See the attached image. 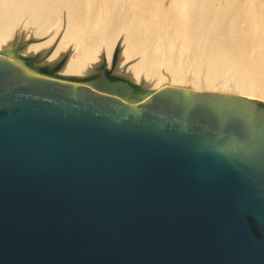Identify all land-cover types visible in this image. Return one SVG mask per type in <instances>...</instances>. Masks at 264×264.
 Segmentation results:
<instances>
[{
	"label": "water",
	"instance_id": "95a60500",
	"mask_svg": "<svg viewBox=\"0 0 264 264\" xmlns=\"http://www.w3.org/2000/svg\"><path fill=\"white\" fill-rule=\"evenodd\" d=\"M17 51L0 54V264H264V106L141 92L104 64L63 84Z\"/></svg>",
	"mask_w": 264,
	"mask_h": 264
},
{
	"label": "rangeland",
	"instance_id": "374dc122",
	"mask_svg": "<svg viewBox=\"0 0 264 264\" xmlns=\"http://www.w3.org/2000/svg\"><path fill=\"white\" fill-rule=\"evenodd\" d=\"M148 1L147 2L144 1V3L141 4L142 0H46L45 3H47V2H49V3L41 4L40 8H38V11L40 13L36 9H34V12H33L34 14L33 13L31 14L29 12L30 13L29 16H26V15H28V14H26V11H28V9L26 7H24L21 11L25 12L24 14H26L25 17L27 19L25 21L24 20H22V21H24L25 24L28 23L27 25L32 27L31 28V27H28L27 25H25V26L28 27V28L25 27V29L26 30L30 29L29 31L27 30V32H30L31 30L33 32H35L33 35L36 36L37 38H35L32 35H27L26 38H22V39H19V40L15 41V43H17V44L15 45L14 49H18L17 54L15 56L21 58L23 61L33 59V61H36L40 65L39 61L42 60L43 56L44 57H46V56L49 57L50 52H53L54 49H56L55 45L58 46L59 44L60 45L64 44L63 47L65 46L66 50L64 52L62 50V53H61L62 57L60 59H58V57H55L52 60H48L49 61L48 63H50V64L58 63V65H56V69L58 70L60 68V64L63 65V63L66 60V57L68 56L69 47L72 44H74L73 42L78 40L77 42H75V44H74L75 46L73 45V48H76V46L79 47L81 45L80 46L81 50H80V48H77V49L80 50L79 52H82L83 50H85L87 48L90 49L89 47H91V50H92V53H93V63L95 61H96V63H99V67H100L99 70L101 69L102 65L104 64L105 72L108 73V75H115V73H113V72L116 71V69H119V67H117L118 61H120V62L124 61V63H121V67L122 68L127 67V66L128 67H138V66L141 67V64L142 65L144 64V65H147V66L150 67L153 64V66L150 67L151 69H155V70L159 69L160 71L162 69H164L163 70L164 74L166 73L167 69H168V71H170L171 68L176 67L178 64L179 65L181 64L180 66H177V68L179 69V72H181L180 71L181 68L182 69L185 68V70H183V72L186 71V69H187V71L185 72L186 75H189L191 72H193V75H195V73L197 74L199 72V66H197L200 63V62H198L199 59H200L199 55L201 57H203L204 54L206 56H204V58H202V59L207 62V63L205 62L206 63L205 65L206 66H210V67L213 65V67L215 66V68L218 69L219 66L218 67H216V66L219 63H221V61L218 64L212 63V65H211V57L210 56H211V51H213L214 48L212 46H210V48L212 47L211 49L206 47L203 44V41L201 42V40H200V39H202V37L200 39H198L197 41L193 40V39L191 40V36H187V33H188L187 31L185 32L186 34H184V35L182 33H180V32H179V35H177L178 34V33H176L177 31H175V32L174 31H170L169 30L170 28H168L169 25H170L169 27H172L174 22H176L178 20L180 22L182 21V23H184V24L187 22L185 20H188L189 16H188V14L185 13L186 12L185 6H184L185 0H148ZM182 1H184V2L181 3ZM225 1L224 0H212V8L215 7L212 10L215 9V12H216L215 19L221 22V23H219V27H217L218 29L217 28L214 29L215 31L214 30H210L212 33H214L213 36L215 37V39L216 38L218 39V40H216V45H217L218 41L222 42V41H226V39H227V42L230 43L228 41L230 36H232V37L236 36V37H234V39L236 41L240 42V39H241L242 41L244 40L246 42V44L249 43L248 41H251V38H253L254 40L252 39L251 43H253V42L255 43V44L253 43L254 46H252V48L253 47L254 48L252 49L251 46H249V50L250 49L253 50V52H254V53L252 52L253 55H257L258 54V56H254L253 58H256V60H258L259 64L261 65V63H264V59H262L264 57V42L262 41L263 43L262 42L261 43L263 45H260L261 44L260 41L262 39L264 40V37H263L264 36V32H263V28H264V26H263L264 25V20H263L264 19V0H229V1L225 0ZM50 3H51V5H50ZM1 4H3V2L1 3V1H0V5ZM63 7L66 8V9L64 10ZM80 7L83 8L81 10H83L82 12L85 11L84 13H86V15L87 14H91L90 12H92V14H94V16H95L96 13H98L97 17H99V18L103 16L104 12L108 13L109 10H110V12H113L112 14L115 13L114 15H117L119 13V14H123V16H125L127 13H129L128 15L125 16L126 17L125 18L126 19L125 23L129 24V25L127 26V25L122 24L121 26L116 27V26H113L112 24L110 25V23L104 24L103 20H102V23H100L101 25L98 24L99 26H96V23L93 24L91 21H84L83 22V20H81L79 18V16H78V15H80V13H79L77 8H80ZM126 8H129V9H126ZM181 8H183V9H181ZM106 9L107 10L109 9V10L106 11ZM40 10H42V11H40ZM43 10H45V12ZM68 10H69V12H68ZM81 10H80V12H81ZM128 10H130L131 12L135 13V14L132 13V15L134 14V17H135V15L137 13L136 17H139V19L138 18L136 19V17H135V19H133V20H136V24L138 25L137 28H134L133 20H132V18H130L131 12H128ZM171 10L176 11L177 19L174 20V21L171 20V18H170L171 16H169V14H167ZM181 10L183 12H181ZM29 11H31V10H29ZM63 11L65 12L64 14L61 13ZM241 11L245 12V13H242ZM101 12H103L102 15H101ZM138 13H139V15H138ZM43 14H44V16H43ZM106 14L103 17H105ZM64 15H66V16H64ZM140 16L143 19L145 18L144 20L146 22H144L143 19H140ZM239 16H240V18H239ZM28 17H30V19H28ZM67 17L69 18V20H68ZM75 17H77V18H75ZM182 17H184V18H182ZM99 18H97V20H100ZM40 19L42 20V22H41ZM58 19H59V21H58ZM215 19L211 20L209 22V24H211L210 26H212L213 23L216 24L217 21ZM73 20H75V21H73ZM64 21H65V23H64ZM158 21H160V22H158ZM32 22H35V23H33V26L38 27V28L33 27L32 26ZM140 22H142L143 24L140 23ZM169 22L170 23L173 22V23L170 24ZM180 22H178V23L180 24ZM233 22H235V23H233ZM238 22H239V27H240L239 29H241L242 32H244V33L242 34V32H240V33H236V34L232 35L230 31H233V29H236V23H238ZM134 23H135V21H134ZM145 23H147V24L145 25ZM257 24H259L258 27H257ZM105 25L108 26V27H106ZM56 26H57V28H56ZM179 26L182 27L181 25H179ZM212 27L214 28V26H212ZM125 28H127V29H125ZM227 28H229V29H227ZM53 29H54V32H53ZM58 29H60V30H58ZM249 29H251V30H249ZM103 30H105V31H103ZM245 30H248V31L245 32ZM63 31H64V33H63ZM122 31L123 32L126 31V33L125 34L123 33V35L121 33V35L123 37H126V39L121 37V35H117V34H120V32H122ZM203 31L204 30H201L200 32H203ZM24 32H26V31H24ZM97 32H98V34H97ZM78 33H79V35H78ZM95 33H96V35H95ZM75 34H76V36H78V37H75L77 39L74 38ZM107 35H108V37H107ZM240 36H242V37H240ZM98 38H100V39H98ZM131 38L133 40H131ZM109 39H110V41H109ZM127 39H130V40H127ZM80 40L82 42H84V43L80 42ZM46 41H47V44H46ZM68 41H69V43H68ZM71 41H73V42L71 43ZM132 41H134V42H132ZM49 42H50V44H49ZM78 42L80 44H78ZM183 42L184 43L186 42L184 44L185 48L181 46V44ZM257 43H258V45H260L261 52L263 54L260 53L259 51H257V54H255L256 52L254 51V49L257 50L258 47H259V46L257 47ZM34 44H36L38 46L42 44L39 47H43V44L45 46L46 45L48 46V44H49V49L48 50H50V51L47 54L46 53H44V54L43 53L42 54L41 53L40 54L36 53L35 54L33 52L38 51V50H33V49H35L33 47ZM69 44H71V45H69ZM122 44H125V45H122ZM191 44H194V46H192ZM67 45H69V46H67ZM129 45H131V47ZM255 45H256V47H255ZM82 46H84V47L82 48ZM186 46L188 47V49H187ZM92 47L94 49H92ZM26 48H29V49L25 52ZM96 48H97V50L99 48V50H101V51L95 52ZM129 48H130V51H129ZM77 49H75V51H77ZM230 49H232V48H230ZM230 49H229L230 52H226L227 56L225 58H232L231 54L232 55L234 54L233 56L239 55L240 57L243 58V53L242 52H238L237 53L236 51L233 52V50H230ZM87 50H85V51H87ZM105 50H107V51H105ZM120 50H121L122 53L119 52ZM125 50H126V52H125ZM207 50L210 51L209 52L210 54L208 53ZM246 50H248V48ZM252 50L246 52V53H248L249 57L251 55V51ZM258 50H260V49H258ZM127 51H129V52H127ZM188 52H189V54H188ZM119 53L122 54V55L124 54L125 57H123L124 55L123 56L120 55L121 57L118 56L119 57L118 58L117 55H119ZM126 53H127V55H126ZM128 53L132 54V55H129ZM165 53H166V55L164 56ZM190 53H192V54L195 53L196 56L198 55L197 57H199V58H197V57L195 58V56H194L195 54L192 55ZM246 53H245V55H246ZM0 54H2V53H0ZM187 54L189 55L190 58L187 57ZM40 55H42V57ZM253 55H251V56H253ZM139 57H140L141 60L139 59ZM164 57H165V59H164ZM124 58H126V60ZM145 58L147 59V61H146ZM186 58L189 59V61L188 60L184 61V60H186ZM122 59H124V60H122ZM135 59H137V60H135ZM205 59H207V60H205ZM261 59L263 61H261ZM63 60H64V62L62 63ZM191 60L194 61L193 62V63H195L194 65H193V63H191L192 62ZM256 60H254V61H256ZM106 62H109V63H106ZM115 62H117V64ZM131 62H132V65H131ZM157 63H159V64L157 66H155ZM107 64H109V65L107 66ZM115 64H116V66H115ZM221 64H223V63H221ZM191 65L194 67V69L193 68L189 69V67H192ZM195 65H196V67H195ZM121 67H120V69H121ZM195 68H197V70ZM194 70H196V72H194ZM230 70L232 72L233 68H230ZM235 70H236V68H235ZM62 71H63V69H62ZM65 74H68V73H65ZM97 74H99V71L96 73V75ZM68 75H72V74H68ZM57 77L59 78V80H57V81L61 82L63 84H65V83H73L74 82V81L72 82L71 80H68V79L60 78L59 76H57ZM75 78L80 79V78H83V77L82 76H76ZM157 91H159V90H157ZM156 92L153 91V90L152 91L151 90L147 91V93H156ZM212 93H215V92H212ZM217 94H219V93H217ZM220 94H223V93H220ZM225 94H227V93H225ZM236 96L241 98V99H243V100H245V101L254 102V103H255V101L261 100L259 97L258 98L256 97L258 99L257 100V99H255L253 97H249V98H251V99H249L245 95H240V94H236Z\"/></svg>",
	"mask_w": 264,
	"mask_h": 264
},
{
	"label": "bare ground",
	"instance_id": "6f19581e",
	"mask_svg": "<svg viewBox=\"0 0 264 264\" xmlns=\"http://www.w3.org/2000/svg\"><path fill=\"white\" fill-rule=\"evenodd\" d=\"M1 3L3 2V4L0 5V53L2 54H13L14 53V47L17 43H15V41L19 40V39H22V38H26L27 35H32L34 36L33 34L35 32H33L32 30L30 32H27V30L25 29L28 28V27H31L27 24H25V20L27 19L25 17L26 16H29L30 13L32 14L34 12V9H36L38 11V8H40L41 4L45 3L46 0H0ZM147 2L148 0H142L141 4ZM225 1V0H224ZM229 1V0H228ZM51 2V1H50ZM67 2V1H66ZM65 2V3H66ZM149 2V1H148ZM184 1H182L181 3H183ZM215 2V1H214ZM226 2V1H225ZM49 3V2H47ZM45 3V4H47ZM217 3V2H216ZM232 3V2H231ZM230 3V4H231ZM51 5V3H50ZM58 5V4H57ZM184 6H185V10H186V14H188L189 18L188 20H185L187 21L185 24L182 23V21L180 22L179 20L174 22V24L172 25V27H169L170 28L169 30L170 31H177L176 33H178L177 35H179V32L182 33L183 35L186 34L185 32L187 31V36H191V40H198L202 37L201 42L203 41V44L210 48V46H212L214 49L213 51H211V65L212 63H215V64H218L220 61L221 63H219L216 67H218V69L215 68V66L213 67V65L210 67V66H206L205 64L207 63L206 61H204L202 58H204V56H206L204 54L203 57H200L199 61L200 62L197 66H199V72L195 75H193V72H191L189 75H186L185 72L187 71H184V69H180L181 72H179V69L177 68V66H180L179 64L176 66V67H173L171 68L170 71H168V69L166 70V73L164 74V69H162L161 71L158 69V70H155V69H151L150 67L153 66V64L151 65L150 63V67L147 66V65H142L141 64V67L138 66V67H124L122 68L121 67V63H124L123 62H120L118 61V64L117 62H115L117 64V67H119V69H116V71H114L113 73H115V75H108L107 77H113L117 80H119L120 82L128 85L129 87H132L138 91H141V92H145L147 93V91L149 90H153V91H157V93H160V94H164L166 92H168L169 90L172 91L173 89L175 88H187L190 86V89H192V91L194 92H197L198 93V97L202 100H209V101H214V100H218L220 96V93H227V95H231V94H240V95H245L247 98L249 97H253L255 99H257L258 97L261 99V100H258V101H255V103L257 104H260L262 106H264V63H261V65L259 64L258 60H256V58H253L254 56H258L257 54V51H259L260 53L261 52V48H260V45H263L262 43L264 42V40L262 39L260 41V45H258L257 43V47L258 49L260 50H256L254 49V51L256 52L255 54L257 55H253V48L252 46H254L253 43H251L252 39L251 38V41H248L249 43L246 44V42L243 40L240 39V42L239 41H236L234 39V37L230 36L229 38V42H227V39L226 41H218L217 45H216V40H218L217 38L215 39V37L213 36L214 33H212L210 30H214L216 29L217 27H219V23H221L220 21L216 20L215 19V16H216V12H215V9L212 10V0H185L184 2ZM24 7H26L28 9V11H26V14H24L25 12L21 11ZM44 7V6H43ZM183 7V6H182ZM64 8V7H63ZM123 8V7H122ZM42 9V8H41ZM66 8H64L65 10ZM80 15L79 18L81 20L84 21H91L93 24L96 23V26H99L98 24L102 23V20L104 22V24L106 23H110V25L112 24L113 26H116V27H119L121 26L122 24L124 25H129V24H126L125 23V16L128 15L129 13H127L125 16H123V14H118L117 15H114L112 14L113 12H103L106 14L105 17H103L105 14L103 12H101V15L103 13V16L102 17H97L98 13H96V15L94 16V14H92V12H90L91 14H87L82 12L83 9L82 7L80 8H77ZM81 12H80V10ZM120 9V8H119ZM125 9V8H124ZM126 9H129V8H126ZM183 9V8H181ZM222 9V8H221ZM31 10V11H29ZM106 9V11H108ZM42 11V10H40ZM45 12V10H43ZM127 11V10H126ZM30 12V13H29ZM39 12V11H38ZM47 12V11H46ZM50 12V11H49ZM69 12V10H68ZM128 12H131L130 10H128ZM137 12V11H136ZM181 12H183L181 10ZM242 12V11H241ZM40 13V12H39ZM48 13V12H47ZM61 13H65L64 11L61 12ZM74 13V12H73ZM132 13L134 12H131L130 14V18L135 19L134 17V14L132 15ZM242 13H245V12H242ZM34 14V13H33ZM62 14V15H63ZM68 14V13H67ZM78 14V13H77ZM167 14H169V16H171V20H176L177 19V15H176V11H169ZM226 14V13H225ZM52 15V14H51ZM100 15V14H99ZM132 15V16H131ZM139 15V13H138ZM141 15V14H140ZM183 15V14H182ZM36 16V15H35ZM44 16V14H43ZM66 16V15H64ZM168 16V17H169ZM221 16V15H220ZM232 16V15H231ZM241 16V15H240ZM239 16V18H240ZM247 16V15H246ZM254 16V15H253ZM49 17V16H48ZM186 17V16H185ZM234 17V16H233ZM262 17V16H261ZM38 18V17H37ZM68 18V17H67ZM77 18V17H75ZM97 18H99L100 20H97ZM139 19V17H136V19ZM184 18V17H182ZM187 18V17H186ZM251 18V17H250ZM28 19H30V17H28ZM66 19V18H65ZM106 19V20H105ZM140 19H143L141 16H140ZM145 19V18H144ZM143 19L144 22H146L145 20ZM216 20V24L213 23L212 26H214V28L212 26H210L211 24H209V22L211 20ZM262 19V18H261ZM260 19V20H261ZM24 20V21H22ZM41 20V19H40ZM67 20V19H66ZM69 20V18H68ZM129 20V19H128ZM131 20V19H130ZM229 20V19H228ZM243 20V19H242ZM264 20V19H263ZM31 21V20H30ZM33 21V20H32ZM59 21V19H58ZM75 21V20H73ZM77 21V20H76ZM100 21V22H99ZM114 21V22H113ZM135 21V23H134ZM142 21V22H143ZM163 21V20H162ZM241 21V20H240ZM239 21V22H240ZM259 21V20H258ZM42 22V20H41ZM67 22V21H66ZM99 22V23H98ZM140 22V23H142ZM160 22V21H158ZM167 22V21H166ZM180 22V24L178 23ZM239 22L236 23V29H233V31H230L232 35L236 34V33H240L242 32L241 29H239ZM33 23L35 22H32V26H33ZM47 23V22H46ZM60 23V22H59ZM65 23V21H64ZM132 23V22H131ZM139 23V24H140ZM157 23V22H156ZM170 23V22H169ZM173 22H171L170 24H172ZM235 23V22H233ZM232 23V24H233ZM31 24V23H30ZM75 24V23H74ZM143 24V23H142ZM147 23H145L146 25ZM184 24V25H183ZM242 24V23H241ZM245 24V23H244ZM27 25V26H25ZM61 25V24H60ZM65 25V24H64ZM101 25V24H100ZM133 25H134V28H137V24H136V20H133ZM179 25H181L182 27H180ZM221 25V24H220ZM259 24H257V27H258ZM43 26V25H42ZM41 26V27H42ZM76 26V25H75ZM89 26V25H88ZM106 26V25H105ZM180 28H179V27ZM223 26V25H222ZM248 26V25H247ZM264 26V25H263ZM35 27V26H33ZM68 27V26H67ZM90 27V26H89ZM108 27V26H106ZM112 27V26H111ZM126 27V26H125ZM233 27V26H232ZM32 28V27H31ZM35 28H38V27H35ZM55 28V27H54ZM57 28V26H56ZM59 28V27H58ZM86 28V27H85ZM100 28V27H99ZM110 28V27H109ZM114 28V27H113ZM124 28V27H123ZM133 28V27H132ZM133 28V29H134ZM213 28V29H212ZM242 28V27H241ZM40 29V28H39ZM43 29V28H42ZM77 29V28H76ZM80 29V28H79ZM83 29V28H82ZM98 29V28H97ZM112 29V28H111ZM119 29V28H118ZM127 29V28H125ZM155 29V28H154ZM200 29V30H199ZM218 29V28H217ZM229 29V28H227ZM232 29V28H231ZM30 30V29H29ZM28 30V31H29ZM37 30V29H36ZM60 30V29H58ZM96 30V29H95ZM124 30V29H123ZM201 30H204L203 32H200ZM251 30V29H249ZM26 31V32H24ZM105 31V30H103ZM133 31V30H132ZM215 31V30H214ZM248 30H245V32H247ZM53 32H54V29H53ZM107 32V31H106ZM128 32V31H127ZM263 32H264V28H263ZM38 33V32H37ZM41 33V32H40ZM39 33V34H40ZM57 33V32H56ZM64 33V31H63ZM118 33V32H117ZM123 35V33L125 34V32H120V34H117V35ZM244 32H242L243 34ZM250 33V32H249ZM42 34V33H41ZM98 34V32H97ZM230 34V35H231ZM79 35V33H78ZM96 35V33H95ZM94 35V36H95ZM103 35V34H102ZM113 35V34H112ZM121 35V37H123ZM128 35V34H127ZM126 35V36H127ZM196 35V36H195ZM203 35V36H202ZM250 35V34H249ZM63 36V35H62ZM74 36V35H73ZM238 36V35H237ZM245 36V35H244ZM35 38H37L36 36H34ZM33 37V38H34ZM69 37V36H68ZM75 37H78L74 36ZM108 37V35H107ZM106 37V38H107ZM112 37V36H111ZM114 37V36H113ZM242 37V36H240ZM264 37V36H263ZM32 38V37H31ZM59 38V37H58ZM64 38V37H63ZM73 38V39H74ZM81 38V37H80ZM96 38V37H95ZM117 38V37H116ZM126 39V37H123ZM177 38V37H176ZM49 39V38H48ZM77 39V38H75ZM92 39V38H91ZM100 39V38H98ZM102 39V38H101ZM108 39V38H107ZM136 39V38H135ZM138 39V38H137ZM237 39V38H236ZM239 39V38H238ZM244 39V38H243ZM258 39V38H257ZM60 40V39H59ZM67 40V39H66ZM123 40V39H122ZM127 40H130V39H127ZM131 40H133L131 38ZM225 40V39H224ZM246 40V39H245ZM254 40V39H253ZM61 41V40H60ZM59 41V42H60ZM78 40H76L75 42H77ZM93 41V40H92ZM98 41V40H97ZM110 41V39H109ZM112 41V40H111ZM125 41V40H124ZM56 42V41H55ZM73 41H71L72 43ZM75 42H73L75 44ZM80 42H82L80 40ZM107 42V41H106ZM134 42V41H132ZM199 42V41H198ZM258 42V41H257ZM45 43V42H44ZM69 43V41H68ZM67 43V44H68ZM84 43V42H82ZM99 43V42H98ZM109 43V42H108ZM124 43V42H123ZM186 43V42H185ZM184 42L181 44L182 47H184ZM200 43V42H199ZM46 44H47V41H46ZM50 44V42H49ZM49 44L48 46L46 47L44 44H43V47H39L41 45H36L34 44L33 47L35 49L33 50H38V51H35L33 53H48L50 50L49 49ZM56 44V43H55ZM54 44V45H55ZM74 44H69L71 45L69 47V53H68V56L66 57V60L64 62V60L62 61L63 65L60 64V68L57 70L55 69L54 72L52 74L56 75V76H59L60 78H63V79H68V80H71L72 82L74 81V83H81V84H94L97 82V78H98V74L96 75V73L99 70V63H96V61L93 63V53H92V50H91V47H89L90 49H85L83 50L82 52H79L81 50V45L78 47L76 46V48H73V45ZM77 44V43H76ZM78 44H80L78 42ZM94 44V43H93ZM100 44V43H99ZM98 44V45H99ZM107 44V43H106ZM126 44V43H125ZM125 44H122V45H125ZM201 44V43H200ZM249 44V45H248ZM64 44H59L58 46L55 45V48L53 52H50L49 54V57L46 56L42 58L40 62V65L39 63L35 62L33 64V69H38V70H42L44 71V73H48L49 71H51L52 69H54L56 67V65H58V63L56 64H50L48 63L49 61L48 60H52L54 59L55 57H58V59H60L62 57V50L63 52L66 50L65 49V46L63 47ZM67 45V46H69ZM84 45V44H83ZM140 45V44H139ZM192 46H194V44H191ZM196 45V44H195ZM214 45V46H213ZM75 46V45H74ZM100 46V45H99ZM110 46V45H109ZM131 47V45H129ZM128 46V47H129ZM191 46V47H192ZM249 46H251L252 50L251 51V56L249 57L248 53H246L247 51H250L249 50ZM84 46H82L83 48ZM127 47V46H126ZM187 47V46H186ZM211 47V48H212ZM256 47V45H255ZM54 48V47H53ZM52 48V49H53ZM71 48V49H70ZM73 48V49H72ZM77 48H80V50H78ZM86 48V47H85ZM108 48V47H107ZM138 48V47H137ZM185 48V47H184ZM193 48V47H192ZM191 48V49H192ZM202 48V47H201ZM205 48V47H204ZM210 48V49H211ZM232 48V49H230ZM248 48V50H246ZM29 48H26L25 52L28 50ZM75 49H77V51H75ZM92 49H94L92 47ZM109 49V48H108ZM188 49V47H187ZM207 49V48H206ZM209 49V50H210ZM230 50H233V52H242L243 53V58L240 57L239 55H235L233 56L231 54V57L232 58H225L227 56V53L226 52H230ZM196 50V49H195ZM203 50V49H202ZM228 50V51H227ZM244 50V51H243ZM95 51V50H94ZM101 50H97L96 48V51L95 52H99ZM107 51V50H105ZM124 51V50H123ZM129 51H130V48H129ZM127 51V52H129ZM133 51V50H132ZM139 51V50H138ZM137 51V52H138ZM142 51V50H141ZM186 51V50H185ZM190 51V50H189ZM197 51V50H196ZM208 51V50H207ZM111 52V51H110ZM109 52V53H110ZM121 52V50L119 51ZM126 52V50H125ZM124 52V53H125ZM140 52V51H139ZM191 52V51H190ZM193 52V51H192ZM206 52V51H205ZM210 51H208L209 53ZM232 52V53H233ZM253 52V53H252ZM122 53V52H121ZM131 53V52H130ZM141 53V52H140ZM185 53V52H184ZM197 53V52H196ZM207 53V54H208ZM236 53V54H237ZM246 53V55H245ZM259 53V54H260ZM129 54V53H128ZM135 54V53H134ZM189 54V52H188ZM187 54V57H189V55ZM192 54V53H190ZM195 54V53H194ZM192 54V55H194ZM210 54V53H209ZM263 54V53H262ZM122 54L119 53L118 56H120ZM124 55V54H123ZM122 55V56H123ZM127 55V53H126ZM129 55H132V54H129ZM166 55V53L164 54V56ZM42 57V55H40ZM195 58L198 56H196V54L194 55ZM260 56V55H259ZM121 57V56H120ZM125 57V55L123 56ZM138 57V56H137ZM186 57V56H185ZM197 57V58H199ZM15 58V57H14ZM46 58V59H45ZM64 58V57H63ZM119 58V57H118ZM149 58V57H148ZM190 58V57H189ZM249 58V59H248ZM253 58V59H252ZM260 58V57H259ZM126 60V58H124ZM122 59V60H124ZM140 59V57H139ZM146 59V58H145ZM152 59V58H151ZM165 59V57H164ZM185 59V58H184ZM183 59V60H184ZM194 59V58H193ZM192 59V60H193ZM208 59V58H207ZM205 59V60H207ZM231 59V60H230ZM264 59V57L262 58ZM261 59V61H263ZM14 60V59H13ZM108 60V59H107ZM137 60V59H135ZM141 60V59H140ZM150 60V59H149ZM189 61V59L186 58V60L184 61ZM191 60V61H192ZM203 60V61H202ZM256 60V61H254ZM33 59L31 60H26L25 62L23 61L22 63H26V62H32ZM109 61V60H108ZM145 61V60H144ZM147 61V59H146ZM99 62V61H98ZM151 62V61H150ZM161 62V61H160ZM163 62V61H162ZM194 61H192L191 63H193ZM206 62V63H205ZM106 63H109V62H106ZM138 63V62H137ZM145 63V62H144ZM189 63V62H188ZM209 63V62H208ZM115 64V66H116ZM159 63H157L155 66H157ZM161 64V63H160ZM186 64V63H185ZM190 64V63H189ZM195 63H193L194 65ZM109 64H107L108 66ZM131 65H132V62H131ZM114 66V67H115ZM130 66V65H129ZM163 66V65H162ZM187 66V65H186ZM192 66V65H191ZM121 67V69H120ZM165 67V66H164ZM188 67V66H187ZM196 67V65H195ZM158 68V67H157ZM167 68V67H166ZM194 69V67H189V69ZM230 68H233V71L231 72ZM236 68V70H235ZM63 69V71H62ZM197 70V68H195ZM196 70H194V72H196ZM57 71V72H56ZM168 71V72H167ZM68 73V74H72V75H68V74H65V73ZM163 74H162V73ZM189 72V71H188ZM76 76H82L83 78H75ZM212 92H217L219 94H215V93H212ZM257 97V98H256ZM251 99V98H249ZM251 103V102H250ZM254 103V102H252Z\"/></svg>",
	"mask_w": 264,
	"mask_h": 264
}]
</instances>
